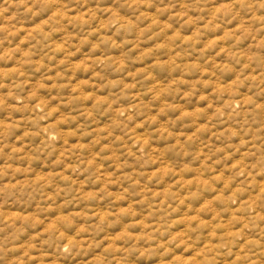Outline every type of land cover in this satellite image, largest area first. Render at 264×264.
<instances>
[{
	"label": "rangeland",
	"instance_id": "374dc122",
	"mask_svg": "<svg viewBox=\"0 0 264 264\" xmlns=\"http://www.w3.org/2000/svg\"><path fill=\"white\" fill-rule=\"evenodd\" d=\"M0 264H264V0H0Z\"/></svg>",
	"mask_w": 264,
	"mask_h": 264
}]
</instances>
